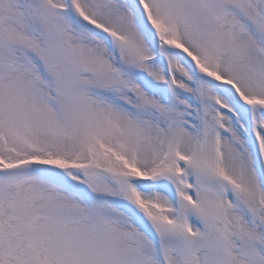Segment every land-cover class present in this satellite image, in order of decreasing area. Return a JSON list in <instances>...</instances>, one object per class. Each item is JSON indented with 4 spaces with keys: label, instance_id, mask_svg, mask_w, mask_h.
Wrapping results in <instances>:
<instances>
[{
    "label": "snow or ice",
    "instance_id": "snow-or-ice-1",
    "mask_svg": "<svg viewBox=\"0 0 264 264\" xmlns=\"http://www.w3.org/2000/svg\"><path fill=\"white\" fill-rule=\"evenodd\" d=\"M0 264H264V0H0Z\"/></svg>",
    "mask_w": 264,
    "mask_h": 264
}]
</instances>
